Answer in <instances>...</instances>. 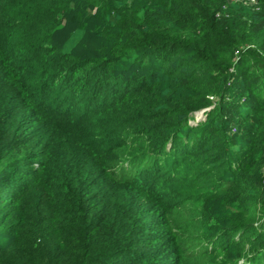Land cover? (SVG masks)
<instances>
[{"label": "trees", "instance_id": "obj_1", "mask_svg": "<svg viewBox=\"0 0 264 264\" xmlns=\"http://www.w3.org/2000/svg\"><path fill=\"white\" fill-rule=\"evenodd\" d=\"M227 2L0 0V264H264V0ZM75 4L108 54L55 44Z\"/></svg>", "mask_w": 264, "mask_h": 264}, {"label": "rangeland", "instance_id": "obj_2", "mask_svg": "<svg viewBox=\"0 0 264 264\" xmlns=\"http://www.w3.org/2000/svg\"><path fill=\"white\" fill-rule=\"evenodd\" d=\"M231 6L233 5H227L226 3L223 10H229ZM242 6L246 7V9L255 8L248 4ZM255 9L259 11L260 4H258ZM79 27L86 30V37L73 53L83 59L97 56L102 48H106L104 50L108 54L111 45L116 41V36L119 34L117 31H112L109 37H105L104 32L107 29V24L101 11L95 8H86L83 4H75L73 5L71 12L63 21L62 29L58 32L55 38V44L62 46L71 33ZM204 112L205 110L196 112L195 121L193 123L204 121ZM259 187L264 192V167L260 171ZM225 207L226 206L218 204L213 206L211 210L213 211L214 216H221L225 219V214L229 213ZM224 227L225 226L222 224L221 228ZM240 264H244V262L242 261Z\"/></svg>", "mask_w": 264, "mask_h": 264}, {"label": "built area", "instance_id": "obj_3", "mask_svg": "<svg viewBox=\"0 0 264 264\" xmlns=\"http://www.w3.org/2000/svg\"><path fill=\"white\" fill-rule=\"evenodd\" d=\"M239 5V4H248L250 6H257L258 0H228L227 5Z\"/></svg>", "mask_w": 264, "mask_h": 264}]
</instances>
